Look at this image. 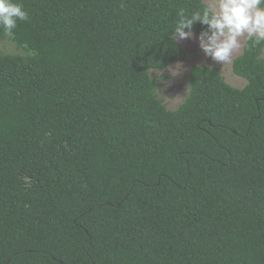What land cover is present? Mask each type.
<instances>
[{
    "label": "trees",
    "instance_id": "1",
    "mask_svg": "<svg viewBox=\"0 0 264 264\" xmlns=\"http://www.w3.org/2000/svg\"><path fill=\"white\" fill-rule=\"evenodd\" d=\"M13 2L0 264H264V40L232 61L243 87L196 65L171 109L151 70L183 59L177 13L205 0Z\"/></svg>",
    "mask_w": 264,
    "mask_h": 264
},
{
    "label": "clouds",
    "instance_id": "2",
    "mask_svg": "<svg viewBox=\"0 0 264 264\" xmlns=\"http://www.w3.org/2000/svg\"><path fill=\"white\" fill-rule=\"evenodd\" d=\"M177 16L173 40L195 38L204 55L217 63L231 59L233 52L241 47L243 36L256 42L264 40V0H212L207 7L191 14L181 9ZM27 19L21 4L0 0V27L6 33L12 34L17 21ZM197 22L207 27L194 36L193 27Z\"/></svg>",
    "mask_w": 264,
    "mask_h": 264
},
{
    "label": "rangeland",
    "instance_id": "3",
    "mask_svg": "<svg viewBox=\"0 0 264 264\" xmlns=\"http://www.w3.org/2000/svg\"><path fill=\"white\" fill-rule=\"evenodd\" d=\"M205 2L210 4L212 0H205ZM198 35V33H194V36ZM246 39V36L240 38L241 47L233 52L229 61L223 63H217L205 56L195 38L179 41L183 59L173 62L165 69L151 70V75L158 80L157 92L159 96L169 108L174 109L179 106L189 91V72L196 65L218 66L227 82L237 87H243L246 80L233 72L232 61L242 52ZM3 51L15 52L17 49L11 41L0 40V52Z\"/></svg>",
    "mask_w": 264,
    "mask_h": 264
}]
</instances>
